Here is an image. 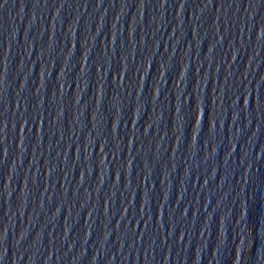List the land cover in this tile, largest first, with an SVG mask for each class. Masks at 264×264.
I'll return each mask as SVG.
<instances>
[{
  "label": "water",
  "instance_id": "obj_1",
  "mask_svg": "<svg viewBox=\"0 0 264 264\" xmlns=\"http://www.w3.org/2000/svg\"><path fill=\"white\" fill-rule=\"evenodd\" d=\"M0 264H264V0H0Z\"/></svg>",
  "mask_w": 264,
  "mask_h": 264
}]
</instances>
